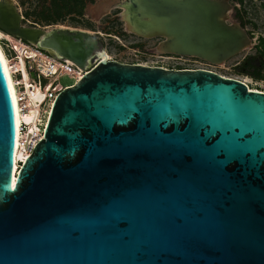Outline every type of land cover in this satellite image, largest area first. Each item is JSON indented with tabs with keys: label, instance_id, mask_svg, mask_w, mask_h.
<instances>
[{
	"label": "water",
	"instance_id": "obj_1",
	"mask_svg": "<svg viewBox=\"0 0 264 264\" xmlns=\"http://www.w3.org/2000/svg\"><path fill=\"white\" fill-rule=\"evenodd\" d=\"M213 4L128 0L122 18H145L135 31L165 51L221 63L241 31ZM22 21L0 1L11 37L83 70L104 52L89 32ZM44 138L13 185L0 59V264H264V93L208 70L102 60L59 94Z\"/></svg>",
	"mask_w": 264,
	"mask_h": 264
},
{
	"label": "rangeland",
	"instance_id": "obj_2",
	"mask_svg": "<svg viewBox=\"0 0 264 264\" xmlns=\"http://www.w3.org/2000/svg\"><path fill=\"white\" fill-rule=\"evenodd\" d=\"M2 1L17 8L23 17L24 27L46 28L47 31L62 28L91 33L101 40L103 54L109 60L167 70H208L224 78L246 82L251 90L264 92V0H210L224 6L220 19L243 33L244 44L221 63L169 54L164 50V39L148 38L130 31L123 21L121 7L128 0ZM9 40L17 50L20 49L17 42L0 30V46L13 73L15 67L11 65L13 63L2 44ZM60 82L70 85L73 80L65 77ZM23 103L29 105L30 101L23 99Z\"/></svg>",
	"mask_w": 264,
	"mask_h": 264
},
{
	"label": "built area",
	"instance_id": "obj_3",
	"mask_svg": "<svg viewBox=\"0 0 264 264\" xmlns=\"http://www.w3.org/2000/svg\"><path fill=\"white\" fill-rule=\"evenodd\" d=\"M11 38L19 44V50L13 46L11 40L4 41L2 44L8 59L15 67L12 73L13 80L17 88V95L22 102L20 107L21 119L16 129L18 134L17 147L22 151V154L19 153L22 156H15V165L20 170L26 164V160L32 156L36 146L45 139L44 135L48 126L47 120L52 114L59 94L78 83L101 60L91 63L89 68L83 70L73 62L63 58H55L50 52L41 49L37 45L19 38ZM19 62H21L20 65ZM65 77H70L73 83L70 85L61 84V79ZM249 91L252 90L249 89ZM36 93L41 95L39 103H33L31 99V95ZM23 99H30L32 103L29 105L23 103ZM36 109L38 110V116L36 121L33 122L36 116L32 115L31 111Z\"/></svg>",
	"mask_w": 264,
	"mask_h": 264
},
{
	"label": "bare ground",
	"instance_id": "obj_4",
	"mask_svg": "<svg viewBox=\"0 0 264 264\" xmlns=\"http://www.w3.org/2000/svg\"><path fill=\"white\" fill-rule=\"evenodd\" d=\"M2 3L3 1L0 0ZM4 4V3H3ZM6 5V4H5ZM10 7V6H9ZM224 9V6L222 5H210L209 6V12L211 14V16L213 18H216L217 14H221V12L223 11ZM127 12V27L130 31H133V32H136L135 29H140V28H144L142 27L143 26V23H145L147 20H145V18L143 19L142 17L140 16H134V13H131L130 11H128V9H125ZM221 17V15H220ZM219 17V18H220ZM138 33V32H136ZM236 33V32H235ZM140 35H143L142 33H138ZM242 33H236L234 36H232L231 40H232V47H233V50L237 49V48H241V46L244 44V41L242 40ZM145 36V35H143ZM149 38H153V36L149 37ZM181 41L179 40L177 42V45L180 43ZM34 45V44H33ZM169 48V47H168ZM167 53L169 54H174V55H177V56H183V57H196L198 58L196 55H192V54H188V53H182V52H179V51H175V50H170L169 51H166ZM228 52V51H227ZM104 53V52H103ZM98 54L95 58L92 59V63H95L97 60H104V61H111L109 60V57L105 54ZM222 55H224V52H222ZM56 57V56H55ZM200 59L204 60L202 57H199ZM0 59H1V62H2V65H3V69H4V72H5V75H6V78H7V82H8V85H9V88H10V92H11V96H12V100H13V106H14V113H15V120H16V129L18 127V124L20 123V117H21V113H20V107L22 105V102L21 100L19 99L18 95H17V88L15 86V83H14V80H13V76H12V72H11V69H10V66H9V63L6 59V56L0 46ZM65 59V58H63ZM67 60V59H66ZM69 61V60H68ZM71 62V61H69ZM11 64V63H10ZM12 65V64H11ZM20 65V64H19ZM13 66V65H12ZM18 66V65H17ZM27 76V75H26ZM83 77V76H81ZM28 78V77H27ZM244 84H246L248 86V84L246 82H243ZM248 88L251 90V88L248 86ZM252 91H255V90H252ZM256 92H260V91H256ZM40 93V91H39ZM264 93V92H262ZM38 93L36 94H32L31 95V99L33 101V103H39L40 101V96ZM30 101L29 104L32 103V101L30 99H28ZM50 113V112H49ZM31 114L32 115H35L36 117L33 119V122L36 121L37 119V116H38V110H33L31 111ZM51 117V116H50ZM50 119V118H49ZM48 123H49V120H48ZM48 125V124H47ZM18 137V134H17V130H16V139ZM22 151L17 147V141H16V145H15V156H22ZM28 157V156H27ZM17 160V159H16ZM18 171L20 172V170L17 168V165H14V179H13V185L16 184V181H17V175L19 174ZM18 173V174H17Z\"/></svg>",
	"mask_w": 264,
	"mask_h": 264
},
{
	"label": "flooded vegetation",
	"instance_id": "obj_5",
	"mask_svg": "<svg viewBox=\"0 0 264 264\" xmlns=\"http://www.w3.org/2000/svg\"><path fill=\"white\" fill-rule=\"evenodd\" d=\"M100 60H102V59H100Z\"/></svg>",
	"mask_w": 264,
	"mask_h": 264
}]
</instances>
